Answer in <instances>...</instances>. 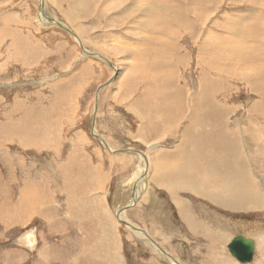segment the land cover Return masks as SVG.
<instances>
[{
    "label": "rangeland",
    "instance_id": "1",
    "mask_svg": "<svg viewBox=\"0 0 264 264\" xmlns=\"http://www.w3.org/2000/svg\"><path fill=\"white\" fill-rule=\"evenodd\" d=\"M41 1L77 37L43 25ZM0 40V199L24 220L0 226V264L174 263L159 246L240 264L227 246L258 225L249 264H264V0H0ZM186 148L216 166L205 187L187 185ZM141 153L153 168L124 219L158 246L117 219ZM240 187L257 199L230 201Z\"/></svg>",
    "mask_w": 264,
    "mask_h": 264
},
{
    "label": "crops",
    "instance_id": "2",
    "mask_svg": "<svg viewBox=\"0 0 264 264\" xmlns=\"http://www.w3.org/2000/svg\"><path fill=\"white\" fill-rule=\"evenodd\" d=\"M7 33H8V30H6L5 34H4L5 42L7 40ZM1 42H2V40H0V43ZM21 48H23V46H21ZM6 58H7V60H6V65H7L8 61L12 60V59L9 57H6ZM20 63L24 64L25 67H28L29 57L27 56L24 59L22 58ZM115 105L119 106L120 104H115ZM246 139H248V137ZM207 145H208V143L206 142L203 146H200L201 150L205 151L207 149ZM252 148H253V146H252ZM186 151H187V153H186L185 159L189 162V164L191 166L190 168L187 167L186 171H188V169H191L193 172H195L191 177H189L187 179V181H191V182H187L188 183L187 185H190L192 187H194V186L205 187V185L207 183V181L203 180L205 177V173H212V175H215V173L217 171L216 166H214L212 168H208L207 166H203L202 162H197L195 160V157L197 155V153L195 152V148H193V149H187L186 148ZM174 157H181V155L177 152L176 153L168 152L167 157L165 158L162 156L161 160L172 161V160H174ZM253 165H254V163H253ZM208 180L210 181L211 184H213L215 186L213 178L208 179ZM87 186H89L93 189V181H91L89 184H87ZM196 193L199 194L198 192H196ZM1 200L2 199H0V226H2V228L5 229V231H11L12 228H14V227L22 226L24 220L23 221H14V219H13L14 218L13 205H11V204L8 205V203H10L11 201H4L2 203ZM101 202H103V199L101 200ZM85 203H88V202H85ZM97 203H99V202H97ZM97 208H99V210L95 214V217L102 219V222L97 223V227L102 230L104 228V225H105V223L103 221L105 218H104L103 211L101 210V208L99 206H97ZM183 212H184L183 210H180V213L183 214ZM51 214H52V218H53V224L52 225H54L55 219L58 218V216H57L58 213H56L54 210V211H52ZM23 215H24V213H21L20 215L18 214V218H21ZM38 215H41V213H38ZM48 215H50L49 212H48ZM187 215H188V217H187ZM28 218L29 217H27V219ZM184 219H185V223L187 221V226H189L192 231L197 232V230L199 228L203 227V226L201 227V225H202L201 221L202 220L194 212L186 213ZM189 219H191V220L189 221ZM16 222H18L20 225L16 224ZM60 225H62V223L61 224L59 223V225H58L59 228H60ZM198 225H200V227ZM89 237H90L89 233L85 234V238H89Z\"/></svg>",
    "mask_w": 264,
    "mask_h": 264
},
{
    "label": "bare ground",
    "instance_id": "3",
    "mask_svg": "<svg viewBox=\"0 0 264 264\" xmlns=\"http://www.w3.org/2000/svg\"><path fill=\"white\" fill-rule=\"evenodd\" d=\"M123 1H125V0H123ZM126 1H128V0H126ZM119 2H121V1H119ZM257 3H258V1H257ZM115 4V3H114ZM40 6H41V15H40V21H41V23L44 25V24H55V25H58L59 27H61L60 25H62V24H60L58 21H56V20H54L51 16H50V14L47 12V10L45 9V7H42V1H41V3H40ZM115 9V8H114ZM113 19V18H112ZM108 22V21H107ZM193 23V22H192ZM53 24V25H54ZM193 25V24H192ZM114 28V27H113ZM68 29V28H67ZM67 31V30H66ZM69 31H71V30H69ZM72 32V31H71ZM73 33V32H72ZM74 34V36H76L77 37V35L75 34V33H73ZM80 36V35H79ZM79 38V37H78ZM80 39V38H79ZM87 54H88V52H86ZM90 54V53H89ZM88 54V55H89ZM177 91V90H176ZM96 114V113H95ZM201 114L202 113H200L199 112V115L200 116H198L199 118L201 117ZM212 114V118H215L214 116L215 115H213V113H210L209 115H211ZM203 115V114H202ZM204 116V118H207V115H203ZM202 116V117H203ZM212 121H214V119H211ZM215 122V121H214ZM220 128V130H222V126H221V124H220V126L218 127V129ZM219 130V131H220ZM96 131V130H95ZM94 131V132H95ZM97 134V133H96ZM101 136V135H100ZM223 137V136H222ZM220 137V140H221V142H222V139H225V137ZM112 151V150H111ZM135 151V150H134ZM135 153H137V152H135ZM137 156H139V158L143 161V159H144V164L142 163L140 166H139V170L135 173V182H136V186H135V188H134V191H132L131 193V197H130V199H129V201H128V203L127 204H124L123 205V207L121 208V209H119V213H118V216H117V219H118V221L120 222V223H124V225L125 226H127L130 230H132V231H135V232H138L139 234H141L142 236H144V237H146V239L147 240H149L150 242H151V240L150 239H152V238H150V236H148V234H146L147 232H141V230L140 229H135L134 227H132V226H134V225H129V223L128 222H126L125 221V219H124V215H125V213H126V210H127V208L130 206V208L131 207H133L134 205H137V204H139L138 202H139V200L142 198V196H143V194H144V190H145V181L147 180V178L146 177H148V174H149V171L153 168V166H151V164H152V161L150 162V160L144 155V154H138ZM228 158V157H227ZM229 160H230V158H229ZM229 160H227V162H229ZM164 162H165V160H164ZM164 162H162V163H156L155 164V166L156 167H158L160 170H162V169H165V164H164ZM222 161H220V163H221ZM165 163H170V162H165ZM172 163V162H171ZM172 165V164H171ZM225 165H226V162H225ZM174 166V165H173ZM170 167L171 166H169V169H170ZM168 169V168H167ZM172 170V169H171ZM173 171V170H172ZM171 172V171H170ZM175 173V172H174ZM178 174H179V172H178ZM222 181V180H221ZM220 181V182H221ZM221 185H222V183H221ZM223 186V185H222ZM228 186V185H227ZM217 187H219V186H217ZM228 188V187H227ZM235 190V189H234ZM232 192V190H230V191H228V193H231ZM241 193H243L244 194V196H245V198H246V200H247V198H253L254 199V197H256L255 195H254V193H252L251 192V194H250V196L248 197V196H246L245 195V193L243 192V190H242V187H240V188H238V189H236L233 193H231L232 195H233V197L232 198H228L230 201H237V198H236V196L237 195H239V194H241ZM34 195V194H33ZM30 197V196H29ZM256 199H257V197H256ZM217 202H223L224 200H222V199H218V200H216ZM244 201V200H243ZM241 202H242V200H241ZM228 203V202H227ZM241 207H244V206H241ZM126 218V217H125ZM233 224V223H232ZM254 225H257V223L256 224H253V227H254ZM250 226V225H249ZM250 228V227H249ZM143 231V230H142ZM250 233H251V237H248V236H246V235H237V236H243L244 238H246V239H251V240H253V242H254V247H255V250H256V241H255V235H256V237H257V235L258 234H260V233H262V226H260V225H258L256 228H254V230H250ZM253 233H255V235H253ZM257 233V234H256ZM250 235V234H249ZM252 235H253V237L255 238H252ZM237 236H235V237H237ZM234 237V238H235ZM233 238V239H234ZM33 236L32 235H30V236H28V242L32 245L33 244ZM232 239V240H233ZM231 240V241H232ZM231 241H230V243H231ZM155 242V241H154ZM153 243V242H152ZM160 243V242H159ZM229 243V244H230ZM154 244V243H153ZM157 244V245H156ZM156 244H154V245H156V246H158L159 244L158 243H156ZM229 244H228V246H229ZM228 246H227V248H228ZM228 250H229V248H228ZM255 250H254V256H255ZM157 251L158 252H161V254H163V256H165L166 257V260H168V261H170V262H174V263H172V264H181L180 262H178L176 259L174 260V258L170 255V254H168V252H166L165 250H163L162 249V247H158V249H157ZM230 252V251H229ZM231 254V253H230ZM232 255V254H231ZM253 259H254V257H253ZM253 261V260H252ZM251 261V262H252ZM237 262L238 263H240V264H249V263H251V262H249V263H241V262H239L238 260H237Z\"/></svg>",
    "mask_w": 264,
    "mask_h": 264
},
{
    "label": "water",
    "instance_id": "4",
    "mask_svg": "<svg viewBox=\"0 0 264 264\" xmlns=\"http://www.w3.org/2000/svg\"><path fill=\"white\" fill-rule=\"evenodd\" d=\"M60 26L61 28L69 31L65 26L63 25ZM71 34L73 33L71 32ZM129 208L130 206L127 209ZM141 232H145V231L141 230ZM150 240L151 242L156 244V242H154L153 239ZM228 248L232 256L241 263H249L253 260L255 247H254V242L251 239H246L243 236H237L231 241Z\"/></svg>",
    "mask_w": 264,
    "mask_h": 264
}]
</instances>
